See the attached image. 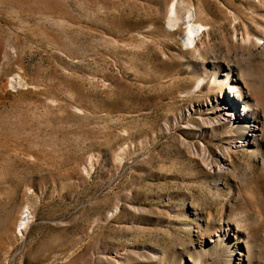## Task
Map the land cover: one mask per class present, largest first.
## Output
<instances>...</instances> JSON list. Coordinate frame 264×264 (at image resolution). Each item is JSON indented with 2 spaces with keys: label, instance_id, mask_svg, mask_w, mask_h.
<instances>
[{
  "label": "rangeland",
  "instance_id": "374dc122",
  "mask_svg": "<svg viewBox=\"0 0 264 264\" xmlns=\"http://www.w3.org/2000/svg\"><path fill=\"white\" fill-rule=\"evenodd\" d=\"M171 1L0 0V264H264V0Z\"/></svg>",
  "mask_w": 264,
  "mask_h": 264
},
{
  "label": "bare ground",
  "instance_id": "6f19581e",
  "mask_svg": "<svg viewBox=\"0 0 264 264\" xmlns=\"http://www.w3.org/2000/svg\"><path fill=\"white\" fill-rule=\"evenodd\" d=\"M179 4V3H178ZM178 4L175 0L171 1V4L169 5L168 11H167V19L170 23L174 24L178 21H181L185 24L186 26V31L184 33V42L186 44H190L192 42L195 41V36L197 35L198 29L201 28L200 25H197L194 23V12L192 10H188L187 14L183 17H180L177 14V7ZM180 6V5H179ZM218 97H221L218 95ZM227 107V108H226ZM230 107H228L227 105H225V107L223 106V120H227L230 122H240L243 121V119L246 117V115H242V113H238V111H235L234 109H229ZM241 145L240 143L235 144V146H239ZM193 152L194 154L198 155L199 157H201L202 159H204L205 161L207 160V154L205 152L204 148H199L198 147H193ZM209 152V151H208ZM226 154V153H225ZM223 159L225 160L226 157L224 154H222ZM207 164H209L206 161ZM224 163V162H223ZM223 165V164H222ZM221 164L218 165V167L222 166ZM21 220L19 221L18 225H17V229L21 230V229H25V227L28 225L29 222V218H28V214L26 211L23 212V214H21Z\"/></svg>",
  "mask_w": 264,
  "mask_h": 264
}]
</instances>
